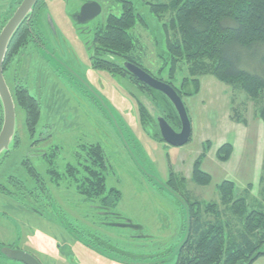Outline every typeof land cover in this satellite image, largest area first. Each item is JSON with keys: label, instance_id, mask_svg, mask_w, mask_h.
<instances>
[{"label": "rangeland", "instance_id": "374dc122", "mask_svg": "<svg viewBox=\"0 0 264 264\" xmlns=\"http://www.w3.org/2000/svg\"><path fill=\"white\" fill-rule=\"evenodd\" d=\"M12 1L17 4V0H0V25L10 14L8 7ZM83 1L43 0L45 24L51 28V36L57 40L56 50L61 53L46 43L45 52H38L43 60L30 50L13 58L6 70L5 81L11 91L19 59V79L38 101L40 117L30 139L23 113L15 111L20 144L0 167L4 170L0 182H4L2 175L7 172H17L14 168L22 159L28 158L38 174L45 176L47 165L43 155L57 148L54 168L63 173L66 165L74 163L80 145H99L106 163V189L120 192L115 211L122 219L100 215L97 201L87 202L68 183L54 186L45 176L55 213L65 225L59 224L58 218L57 223L41 218L17 201L0 195V242L28 253L40 264H173L176 249L186 234V199L219 203L217 187L230 181L235 185V196L245 198L248 210L264 213V123L255 115L254 102L242 91L211 76H202L199 93L183 98L191 126L190 140L180 147L155 140L153 129L140 122L137 109L139 101L155 117L153 103L137 94L126 79L93 69L90 64L94 30L104 24L109 14L118 15L120 4L92 0L100 6V15L79 25L72 17ZM129 1L145 24L133 30L138 63L156 79L167 80L168 66L161 69L160 56L165 51L162 24L170 16L165 14L159 20L149 13L143 0ZM259 57L255 63L248 58L239 59L238 66L245 70L256 66L257 72L262 73L263 57ZM185 76L186 66H179L176 82ZM234 114L238 115V122ZM223 144L233 147L225 163L215 157ZM199 157L201 170L211 178L207 186H197L191 180L193 165ZM170 174L176 180L184 179L183 188L179 186L184 195L167 185ZM124 220L141 230L120 227ZM71 230L93 235L124 256L120 255V261L103 257L81 244ZM0 264L15 263L0 259ZM254 264H264V256Z\"/></svg>", "mask_w": 264, "mask_h": 264}, {"label": "trees", "instance_id": "16d2710c", "mask_svg": "<svg viewBox=\"0 0 264 264\" xmlns=\"http://www.w3.org/2000/svg\"><path fill=\"white\" fill-rule=\"evenodd\" d=\"M21 1L17 0L15 5V1L9 4L10 14L6 15L0 30ZM113 1L120 4V13L109 14L104 24L94 30L90 64L93 69L126 79L137 94L146 96L153 103L157 112L155 117L139 101L138 115L144 126L149 125L153 129V138L162 141L155 118H163L176 132L180 130L179 119L173 106L161 93L141 84L124 69V63H130L153 77L138 63L137 43L133 35L137 25L145 26L143 19L129 0ZM143 1L148 6L149 13L159 20L165 14L170 16L162 24L165 51L162 55L164 58L160 56L163 62L161 69L168 66L167 80H157L171 86L183 101V98L199 93L200 77L211 76L234 90L242 91L248 100L254 102L255 115L264 123V72H257L256 66L247 68L248 71L238 66L239 59L248 58L249 62L255 63L259 56L263 57L261 64L264 66V0H165L166 3L156 4ZM43 8V0H38L30 16L14 33L3 61V73L12 59L21 56L28 45L33 32L29 29L30 25H43L41 21L46 18ZM179 66H186L187 76L177 83L176 71ZM10 94L15 111L18 109L23 113L24 128L29 138L33 139L40 117L38 101L30 95L27 86L21 81H14ZM233 118L236 122L239 121L238 115L234 114ZM1 123L0 106V127ZM19 144L16 131L10 150L0 157V167ZM206 147L210 148L208 145ZM51 151L50 154L43 155L47 165L45 176L50 184L59 186L68 183L85 201H97V210L106 211V216L121 218L115 211L121 195L115 189H106V163L99 145H80L75 152L74 163L66 165L63 173L54 168L58 149ZM232 153L233 147L223 144L217 149L215 157L219 162L225 163ZM201 159L199 157L193 165L191 180L197 186H207L211 178L201 170ZM14 169L17 170L16 173L7 172L2 175L5 179L0 182V195L17 201L41 218L56 222L58 215L43 179L46 177L38 174L28 158L22 159ZM2 171L4 170L0 168V173ZM183 182L184 179L176 180L170 174L167 185L182 196L184 194L179 191V186ZM217 190L219 203L186 199V237L176 249L173 264H254L259 257L264 256V213L248 210L245 198L235 196V185L230 181L221 182ZM57 222L65 225L61 219ZM124 223L127 228L139 229V226L134 228L129 221ZM66 226L71 227L70 224ZM71 231L79 236L76 239L81 244L96 253L109 255L119 261L120 255L124 256L121 251L106 246L107 243L93 235L85 236L80 230ZM3 247L7 246L0 242V250ZM0 259L20 264L3 258L1 253Z\"/></svg>", "mask_w": 264, "mask_h": 264}, {"label": "water", "instance_id": "95a60500", "mask_svg": "<svg viewBox=\"0 0 264 264\" xmlns=\"http://www.w3.org/2000/svg\"><path fill=\"white\" fill-rule=\"evenodd\" d=\"M37 1L38 0H22L0 31V106L2 114V123L0 127V157L10 150L12 140L16 133L15 107L3 77V61L10 40L19 26L28 16H30ZM100 12L101 8L96 2L87 1L84 2L72 19L75 23L82 25L96 19L100 15ZM123 67L126 72L138 82L161 93L173 106L180 122V130L178 132L174 131L163 118L157 117L156 122L162 141L172 147L185 145L191 137V126L183 101L177 95L175 90L168 84L153 78L144 70L133 64L124 63ZM126 225L123 224L120 225V227L126 228ZM134 228H136V226H134ZM0 253L3 258L20 264H40L33 256L21 250L3 247L1 248ZM99 254L114 260V258L109 255L107 256L103 253Z\"/></svg>", "mask_w": 264, "mask_h": 264}, {"label": "flooded vegetation", "instance_id": "af4514ba", "mask_svg": "<svg viewBox=\"0 0 264 264\" xmlns=\"http://www.w3.org/2000/svg\"><path fill=\"white\" fill-rule=\"evenodd\" d=\"M84 2H87V1H83V4H84ZM82 4V5H83ZM81 5V6H82ZM18 7V6H17ZM17 7L15 8V10L17 9ZM14 10V11H15ZM14 11H13V13H14ZM12 13V14H13ZM28 21V20H27ZM45 21H46V18H45V20L44 21H41V22H43L44 24V26L43 25H40V27H35V25H30L31 27L29 28L30 29V31H32L33 30V32L30 34V38H29V42H28V45L25 47V49H24V52L22 53V55H25V54H27L30 50V53L31 54H36L39 58H41L40 60H43L42 59V57L38 54V52L39 51H43V52H45V50H46V46H47V44H49L50 45V48L52 49V50H54V51H56L57 53H61V52H59V51H57L56 50V47H57V40H56V38L55 37H53V36H51V28H48L47 27V23L45 24ZM28 25V22L26 23V26ZM52 40V42L55 44V46H53V43L51 42V40ZM47 43V44H46ZM59 50H61V49H59ZM91 50V49H90ZM25 53V54H24ZM29 53V54H30ZM28 54V55H29ZM21 55V56H22ZM89 55H90V57H92L91 56V54L89 53ZM20 57V56H19ZM18 57V58H19ZM8 67H9V65L6 67L7 68V70H8ZM18 67H19V59H18V61H17V64H16V71H15V76H14V81L15 82H19V81H21L20 79H19V75H18ZM3 76H4V80H5V76H6V72H4L3 73ZM5 83H6V81H5ZM24 84H25V82H23ZM8 87V86H7ZM95 206H97V205H95ZM100 211V210H99ZM101 213V215H107V212L106 211H100ZM114 218V217H113ZM122 218V217H121ZM121 218H119V219H121ZM123 222H125V220L123 221ZM123 225V224H122ZM140 231L141 230V227H139V229H137L136 231ZM139 237H141V236H139Z\"/></svg>", "mask_w": 264, "mask_h": 264}]
</instances>
